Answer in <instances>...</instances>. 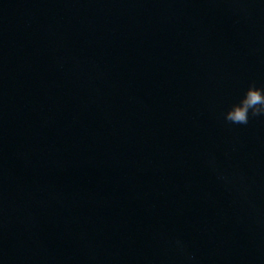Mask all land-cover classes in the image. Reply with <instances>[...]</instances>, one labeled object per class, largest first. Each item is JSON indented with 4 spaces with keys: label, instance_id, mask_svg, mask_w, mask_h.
Segmentation results:
<instances>
[{
    "label": "water",
    "instance_id": "1",
    "mask_svg": "<svg viewBox=\"0 0 264 264\" xmlns=\"http://www.w3.org/2000/svg\"><path fill=\"white\" fill-rule=\"evenodd\" d=\"M253 82L264 0H0V264H264Z\"/></svg>",
    "mask_w": 264,
    "mask_h": 264
},
{
    "label": "clouds",
    "instance_id": "2",
    "mask_svg": "<svg viewBox=\"0 0 264 264\" xmlns=\"http://www.w3.org/2000/svg\"><path fill=\"white\" fill-rule=\"evenodd\" d=\"M250 114L252 117L264 116V88L257 87L254 82L248 86L239 102L231 105L224 114V119L232 124L247 125ZM221 179L227 178L221 177ZM176 243L183 250L182 242ZM187 259L192 261L194 257L188 256Z\"/></svg>",
    "mask_w": 264,
    "mask_h": 264
}]
</instances>
